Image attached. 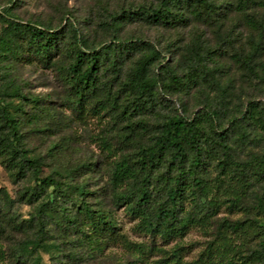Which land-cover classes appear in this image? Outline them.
I'll list each match as a JSON object with an SVG mask.
<instances>
[{
    "label": "trees",
    "instance_id": "trees-1",
    "mask_svg": "<svg viewBox=\"0 0 264 264\" xmlns=\"http://www.w3.org/2000/svg\"><path fill=\"white\" fill-rule=\"evenodd\" d=\"M237 6L257 31L250 35L247 49L240 45L237 59L249 73L264 80V0H237ZM222 8L215 0H157L156 5L123 10L119 17L113 16V20L117 24L118 18L136 14L155 25H176L195 12L199 17L214 21ZM2 19L0 59L18 60L34 52L47 64L61 50L64 27L54 30L29 21L20 22L8 13ZM115 23L110 25L117 27ZM71 36V45L66 51L69 61L62 69L71 90L72 104L80 111L85 110L99 91L111 89L102 87L101 70L118 77L125 60L131 58L127 54L145 48L120 81V91L110 90L107 103L96 107L99 110L107 104L111 107L109 110H115L121 93H130L127 105L123 103L116 113L131 122L128 123L131 132L133 113L146 109L158 87L164 85L163 77L154 71L155 67L163 68L161 51L141 39L121 40L114 36L97 46L83 36L78 37L75 31ZM194 57L201 72L207 73L206 55L196 51ZM173 87L176 88V84ZM17 90L18 87L12 88L11 92L17 94ZM256 106L257 103L250 100L244 111L240 109L242 116L232 115V128L220 125L215 104L204 105L205 111L197 110L193 116L169 115L152 138L138 147L134 157L126 156L110 169L116 204L124 206L126 213L137 220L139 231L152 237L167 240L184 235L193 226L206 228L223 204L232 211L240 209L247 213L245 218L234 221L218 219L212 240L192 261L182 259L183 246L168 251L155 243L139 244L141 252L152 253L156 247L162 252L157 264H264V146L248 149L247 142L253 139L239 129L240 119H245L250 107L255 109ZM207 117L213 122L212 128H206L202 121L211 124ZM0 120L8 131L0 135V153H8L9 161L14 162L18 172L31 171L33 185L27 188L31 198L44 196L27 219L36 233L16 247L22 264H41L42 252H59L64 241L51 236L57 231L75 235L76 255L81 252V255L97 256L111 240L119 238H123L128 247L132 245L119 232L111 211L88 201L86 184L75 180L74 167L77 166L42 174L44 163L21 146L18 123L10 103L3 99H0ZM233 134L236 135L234 141ZM244 152L247 155L241 157ZM253 182H263V191L255 192L248 199ZM253 241L255 245L251 244Z\"/></svg>",
    "mask_w": 264,
    "mask_h": 264
},
{
    "label": "rangeland",
    "instance_id": "rangeland-1",
    "mask_svg": "<svg viewBox=\"0 0 264 264\" xmlns=\"http://www.w3.org/2000/svg\"><path fill=\"white\" fill-rule=\"evenodd\" d=\"M215 1L223 8L214 21L192 12L189 19L181 24L155 25L136 14L130 18H118L116 24L113 16L119 17L123 10L156 5L157 0H0V29L2 16L8 13L20 22L29 21L54 30L64 27L65 33L61 50L47 64L34 52L18 60L0 59V99L11 105L22 137L21 146L29 155L39 156L44 163L43 175L77 166L74 167L75 180L86 184L88 201L111 211L119 232L132 243L128 247L123 238H119L111 240L97 256L91 257L90 253L85 256L81 252L76 255L75 235L57 231L51 236L61 239L64 244L59 252H42L41 264H157L162 253L157 247L170 251L177 246H183L182 259L192 261L212 240L218 219L234 221L247 216L245 211H232L223 204L206 228L193 226L184 235L167 240L152 237L139 231L137 220L126 213L124 206L116 204L109 175L116 161L136 155L138 147L152 138L167 116L175 113L193 116L197 110L204 112L206 104H215L220 125L232 128V115L242 116L240 109L244 111L250 100L255 101L256 108L250 107L246 118L240 119L239 129L249 133L253 139L247 142L248 149L264 146V80L249 73L237 59L240 45L247 49L250 35L257 31L246 20L245 12L240 11L237 0ZM74 31L78 37L83 36L97 46L115 36L121 40L141 39L161 51L163 68L155 67L154 71L163 77L164 85L158 87L146 109L133 113L134 128L131 132L128 128L131 122L126 116L116 113L127 102L130 93H121L115 110H109L111 107L107 104L99 110L96 107L107 103L110 90L120 91V81L145 48L127 54L131 58L125 60L120 76L111 77L108 70H101L102 87L111 89L109 92L99 91L85 110L80 111L72 104L71 90L62 69L69 61L66 51L70 48ZM196 51L206 55L207 73L201 72V67L197 66ZM172 75L176 78L173 79ZM175 84L176 88L173 87ZM16 87L17 94H14L11 91ZM202 121L206 128H212L211 120V124ZM5 133H8L7 128L0 120V135ZM235 137L233 134V141ZM246 155L244 152L240 156ZM17 170L14 162L9 161L8 153L1 152L0 264H22L16 247L36 233L27 219L44 200L42 194L31 198L27 192V188L33 185L31 171L20 173ZM261 191L263 182H253L248 199ZM152 243L157 245L152 253L141 252L138 247L139 244ZM254 243L251 242L252 245Z\"/></svg>",
    "mask_w": 264,
    "mask_h": 264
}]
</instances>
